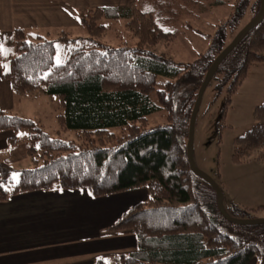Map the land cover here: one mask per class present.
Instances as JSON below:
<instances>
[{"label": "trees", "instance_id": "16d2710c", "mask_svg": "<svg viewBox=\"0 0 264 264\" xmlns=\"http://www.w3.org/2000/svg\"><path fill=\"white\" fill-rule=\"evenodd\" d=\"M219 6L225 12L191 60L155 50L160 39L174 37L178 23L198 20L202 11ZM258 7L259 0L90 5L77 16L88 33L78 41L66 29L55 38H27L22 27H12L10 55L1 60L0 51V77L9 81L16 98L55 94L58 128L72 129L75 138L52 135L32 117L0 107V130H12L8 147L18 146L16 132L24 128V151L32 162L13 175L12 164L0 158V199L39 188L85 187L102 195L143 186L146 199L134 201L104 227L107 233L128 229L135 235L132 250L111 255L114 264H245L251 257L257 258L253 264H264V221L235 223L223 217L214 189L190 169L185 151L189 114L207 66ZM101 18H123L135 43L101 42L98 36L106 27ZM56 39L66 46L59 62H53ZM253 61H264V14L222 58L205 88L214 80V88L225 84L229 94ZM154 111L165 121L148 125ZM252 119L233 137L231 158L252 155L264 164V98L254 106ZM223 204L241 217H254L251 210L264 208Z\"/></svg>", "mask_w": 264, "mask_h": 264}, {"label": "crops", "instance_id": "0c3cea01", "mask_svg": "<svg viewBox=\"0 0 264 264\" xmlns=\"http://www.w3.org/2000/svg\"><path fill=\"white\" fill-rule=\"evenodd\" d=\"M126 0H0V29L58 28L78 24L90 5L123 4ZM67 30V29H66ZM15 100L9 81L0 77V107L11 110ZM12 130H0V158L11 163L18 146L8 147ZM2 150V152H1ZM6 150V152H5ZM137 186L93 195L85 187L39 188L0 199V264H114L111 255L135 247L131 230L104 232L131 203L145 200Z\"/></svg>", "mask_w": 264, "mask_h": 264}, {"label": "rangeland", "instance_id": "374dc122", "mask_svg": "<svg viewBox=\"0 0 264 264\" xmlns=\"http://www.w3.org/2000/svg\"><path fill=\"white\" fill-rule=\"evenodd\" d=\"M224 12L225 6H219L212 12L202 11L198 20L193 19L191 22L189 19H184L183 23L175 26L174 37L168 40L160 39L154 46L155 50L175 60H191L197 51L204 47V40L206 41L207 33L212 30L214 20ZM100 21L106 26L98 36L101 42L114 45L135 43L136 37L124 24L123 18H101ZM62 27L66 28L68 34L77 41L88 34L79 24ZM60 28L27 27L25 36L36 38V34H40L55 38L60 33ZM10 31L0 29V45L7 50L6 54L1 51V60H5L10 55V47H7V44L12 42ZM65 49L63 40L56 39L53 62H59L64 58ZM215 82L213 80L205 88L200 100L194 121L192 156L196 165L219 183L223 203L233 201L246 207H256L258 204H264L262 181L264 164L252 155L238 161L233 160L231 149L233 137L243 133L251 125L254 106L264 98V61L251 62L240 83L229 94H226L225 84L214 88ZM226 96L227 101H225ZM18 99L15 100L11 113L32 117L52 135L75 138L72 129L58 128L55 115L60 107L55 94L25 95ZM164 121L165 118L160 111H154L148 115V125ZM25 132L24 128L16 132L18 156L11 161L15 168L13 175L20 167L32 166V162L24 151ZM251 213L255 216H264V208L256 207L251 210ZM256 261V257H251L245 264H253Z\"/></svg>", "mask_w": 264, "mask_h": 264}, {"label": "water", "instance_id": "95a60500", "mask_svg": "<svg viewBox=\"0 0 264 264\" xmlns=\"http://www.w3.org/2000/svg\"><path fill=\"white\" fill-rule=\"evenodd\" d=\"M264 14V0H259V7L254 15H252L227 41L221 49L214 55L213 59L207 66L204 75L202 77V80L199 83V86L197 88L196 96L194 98V102L189 114L188 119V128H187V138L185 143V151H186V159L188 162V165L190 169L197 175L204 178L214 189L215 192V201L218 210L222 214L223 217L228 219L229 221L235 222V223H255L264 221V216H254V217H241V216H234L229 214L223 204V196L222 191L218 185V183L215 181V179L206 173L204 170L199 168L192 156V140H193V129H194V121L196 117V113L200 104V100L204 91V88L213 74L214 70L216 69L219 62L222 60V58L233 48V46L240 40L242 35L255 23H257L261 17Z\"/></svg>", "mask_w": 264, "mask_h": 264}, {"label": "snow or ice", "instance_id": "6c2138e0", "mask_svg": "<svg viewBox=\"0 0 264 264\" xmlns=\"http://www.w3.org/2000/svg\"><path fill=\"white\" fill-rule=\"evenodd\" d=\"M0 51L5 52V54H6V51H7V50L3 49L2 45H0ZM5 67H6V66H5Z\"/></svg>", "mask_w": 264, "mask_h": 264}]
</instances>
